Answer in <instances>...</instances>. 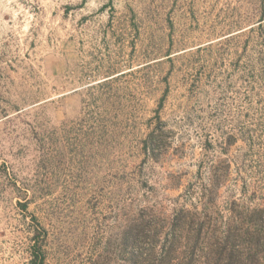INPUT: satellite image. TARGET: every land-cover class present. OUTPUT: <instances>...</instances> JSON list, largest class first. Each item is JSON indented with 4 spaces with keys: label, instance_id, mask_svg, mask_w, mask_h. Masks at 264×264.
<instances>
[{
    "label": "rangeland",
    "instance_id": "obj_1",
    "mask_svg": "<svg viewBox=\"0 0 264 264\" xmlns=\"http://www.w3.org/2000/svg\"><path fill=\"white\" fill-rule=\"evenodd\" d=\"M261 19L264 0H0V264H33L36 230L44 264H129L132 225L175 228L178 264L197 223H259Z\"/></svg>",
    "mask_w": 264,
    "mask_h": 264
},
{
    "label": "trees",
    "instance_id": "obj_2",
    "mask_svg": "<svg viewBox=\"0 0 264 264\" xmlns=\"http://www.w3.org/2000/svg\"><path fill=\"white\" fill-rule=\"evenodd\" d=\"M261 19L260 22H263ZM259 223H253L252 229H241L238 232H232L230 225L224 233H219L220 237H208V233L203 231L202 223L195 225L191 240H187L184 259L178 264H252L258 260V249L264 244V223L261 214L258 212ZM173 227H177L174 222ZM175 228H169L166 231L159 232L150 229H144V223L136 222L130 228L128 233L131 253L129 264H172V259L176 255L178 238ZM146 238V245H139V239ZM183 237V236H182ZM33 246L31 250L32 263L44 264V255L40 246L41 235L38 230L34 231ZM184 238V237H183ZM212 240V241H211ZM143 243V242H142ZM145 246V248H143ZM264 248V246L262 247Z\"/></svg>",
    "mask_w": 264,
    "mask_h": 264
}]
</instances>
